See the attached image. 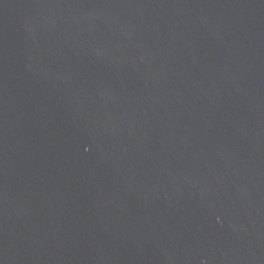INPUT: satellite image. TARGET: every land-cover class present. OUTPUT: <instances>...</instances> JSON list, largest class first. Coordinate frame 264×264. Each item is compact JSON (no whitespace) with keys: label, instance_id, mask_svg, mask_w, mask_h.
<instances>
[{"label":"water","instance_id":"obj_1","mask_svg":"<svg viewBox=\"0 0 264 264\" xmlns=\"http://www.w3.org/2000/svg\"><path fill=\"white\" fill-rule=\"evenodd\" d=\"M0 264H264V0H0Z\"/></svg>","mask_w":264,"mask_h":264}]
</instances>
